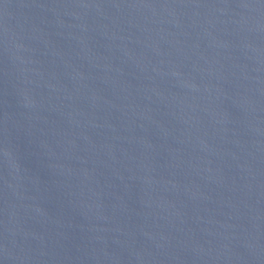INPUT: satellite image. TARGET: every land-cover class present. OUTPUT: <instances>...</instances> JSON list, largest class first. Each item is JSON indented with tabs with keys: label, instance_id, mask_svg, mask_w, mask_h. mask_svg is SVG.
I'll list each match as a JSON object with an SVG mask.
<instances>
[{
	"label": "water",
	"instance_id": "1",
	"mask_svg": "<svg viewBox=\"0 0 264 264\" xmlns=\"http://www.w3.org/2000/svg\"><path fill=\"white\" fill-rule=\"evenodd\" d=\"M0 264H264V0H0Z\"/></svg>",
	"mask_w": 264,
	"mask_h": 264
}]
</instances>
